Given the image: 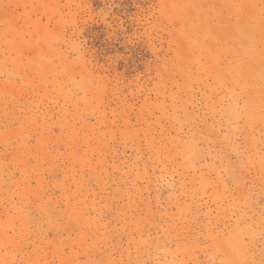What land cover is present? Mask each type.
I'll list each match as a JSON object with an SVG mask.
<instances>
[{"label":"rangeland","instance_id":"rangeland-1","mask_svg":"<svg viewBox=\"0 0 264 264\" xmlns=\"http://www.w3.org/2000/svg\"><path fill=\"white\" fill-rule=\"evenodd\" d=\"M0 264H264V0H0Z\"/></svg>","mask_w":264,"mask_h":264}]
</instances>
